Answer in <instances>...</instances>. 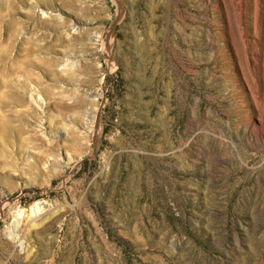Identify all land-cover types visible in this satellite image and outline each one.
Instances as JSON below:
<instances>
[{
  "label": "rangeland",
  "instance_id": "374dc122",
  "mask_svg": "<svg viewBox=\"0 0 264 264\" xmlns=\"http://www.w3.org/2000/svg\"><path fill=\"white\" fill-rule=\"evenodd\" d=\"M40 1L0 0L9 77L43 46L0 146V264H264V0L244 41L234 0ZM29 3L42 28L4 33Z\"/></svg>",
  "mask_w": 264,
  "mask_h": 264
},
{
  "label": "bare ground",
  "instance_id": "6f19581e",
  "mask_svg": "<svg viewBox=\"0 0 264 264\" xmlns=\"http://www.w3.org/2000/svg\"><path fill=\"white\" fill-rule=\"evenodd\" d=\"M25 1L26 0H19V4L23 3ZM35 1H36L35 6H39L38 4H40V5L44 4L40 0H35ZM44 1H46V0H44ZM234 1L238 7L237 30L239 32L240 38L243 39V32L247 30L244 23H243V16H244V14H243L244 8L243 7H244L245 2H244V0H234ZM35 6H33V4H31V3H29V7L24 9V11L22 10L23 15L25 16V19H27L28 21H25V19L24 20L20 19L19 20V26L15 27V26L11 25V26H9L10 29H8V28L4 29V33H6V34L9 33L10 36L11 35L13 36L18 30L20 33L21 29H24L25 32L27 30L35 32V31L41 29L43 26V23H41L42 26H40L39 22L34 20L35 18L32 19V15L35 14L34 13L35 8H33ZM41 10L44 11L43 8H41ZM243 41H244V39H243ZM36 47L37 48H35V44L29 42V45L19 48L20 51H23L22 54L24 55V58L21 62V67L24 70H19L22 72V75H24V77L22 79L19 78L20 76H18V73H15L13 78H11V76L9 77L10 70H5L3 68V66L0 67V146L3 149V148H5L4 147L5 144L10 145L9 143L11 142V143H13L12 145H14V142H16V144H18L17 145L18 147L15 146L16 148L12 149V151H14L16 154L19 153V151H21L23 148L21 146H22V142H23L22 140L24 138L22 140H20V137H19L20 135L23 134L22 133L23 128H22L20 120L23 117H27V116L33 117L34 114H36L35 111L37 110L34 106L31 105V102H29V100L27 98V92H28L27 80L30 79L31 73H30V70H26L29 66H32L34 64V61L30 57L31 54L36 49H40V47H43V46L36 44ZM19 71H17V72H19ZM46 74L47 73H45V75ZM30 101H33V102L36 101V103H37V99L35 97L31 98ZM18 107H21V108H18ZM59 107H60V105H59ZM12 112L16 115L15 118H17L19 120L18 121L19 123H17L15 118L12 119L13 118L12 116L9 118V115H11V114L14 115ZM14 120L16 122H14ZM21 121H23V120H21ZM30 136L31 135H28V138ZM2 149H0V152ZM5 154H7V153H5ZM16 154H14V155L12 154V155L15 156ZM7 155H9V154H7ZM9 158H10V156H9ZM11 158L13 159V157H11ZM38 158L40 159V157H38ZM12 159H10V160H12ZM13 161H11V162H13ZM8 163H10V162H8ZM34 209L37 210L36 204L32 206V210H34ZM17 212H19V210ZM41 218L42 217L40 216V220H41Z\"/></svg>",
  "mask_w": 264,
  "mask_h": 264
}]
</instances>
